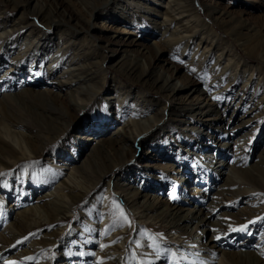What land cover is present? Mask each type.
<instances>
[{
  "label": "rangeland",
  "instance_id": "obj_1",
  "mask_svg": "<svg viewBox=\"0 0 264 264\" xmlns=\"http://www.w3.org/2000/svg\"><path fill=\"white\" fill-rule=\"evenodd\" d=\"M140 1L110 0L90 10L79 0H0V264H208L195 246L198 235L205 249L215 252L210 264H218L221 254L227 256L223 264H245L238 260L240 251L264 257V172L256 174L259 184L232 177L233 193L219 194L224 179L231 178L227 163L235 157L242 155L246 169H264V0H193L198 32L169 46L154 28L162 19L138 7ZM168 5L155 0L149 7ZM32 7L50 11L58 27L35 17ZM38 41L48 44L50 54L22 53L28 42L31 48ZM212 41L217 47L200 59ZM74 57L103 84L97 95L84 90L71 96L74 89L62 87L67 61ZM127 60L168 77L179 90L168 94L136 81L123 71ZM218 83L228 86V95L219 93ZM204 90L219 95L209 99ZM8 93L20 102L6 101ZM45 101L59 116L49 117ZM187 107L191 115L197 112L199 130L180 122ZM36 113L55 122L48 127ZM143 115L149 122L132 136L125 121H143ZM3 128L15 138H6ZM119 135L127 141L121 159L111 154L86 182L71 175L69 165L84 162L99 140ZM198 142L222 152V162L216 155H195L191 149ZM67 177L70 191L60 200L66 189H55ZM123 183L128 186L120 187ZM123 193L131 205L122 202ZM143 195L152 212L161 208L194 217L214 212L188 236L161 217L146 220L145 205H134ZM35 205L47 213L49 207L62 211L45 214L26 230L16 212ZM244 225L248 230H232ZM10 227L14 234L8 236Z\"/></svg>",
  "mask_w": 264,
  "mask_h": 264
},
{
  "label": "bare ground",
  "instance_id": "obj_2",
  "mask_svg": "<svg viewBox=\"0 0 264 264\" xmlns=\"http://www.w3.org/2000/svg\"><path fill=\"white\" fill-rule=\"evenodd\" d=\"M80 2H82L83 4H85L90 10L96 5V4H108V2L110 0H79ZM142 1V2H141ZM140 3H137L138 7H143L144 10H146V12H151L152 11V16H154L155 18L159 17L162 20L158 23L155 24V29H159L161 32V35H163L164 39L166 38L169 45L172 44H176L178 42H184L185 40H187L186 38L190 37V36H194L197 31V28L199 27L198 23H197V14H198V8L195 6V3L193 2V0H165L168 1L169 5L168 7H155L154 9H151L149 7V5H151L152 1L155 0H141ZM144 1V2H143ZM101 7V6H100ZM99 7V8H100ZM32 13H34L33 15L43 21H46L47 23H49L51 26L53 27H58V23L53 20L54 17L52 15V13L50 11H47L46 9H35V7H32ZM104 9V8H103ZM160 9V10H159ZM205 15L206 17H211L213 11L210 9H205ZM156 14V15H155ZM124 12H111L109 16L112 17H117V18H126V16H124ZM62 25V24H61ZM173 26H176L172 31L171 28ZM74 33H76L74 31ZM31 34V33H30ZM1 37V36H0ZM37 37V36H36ZM38 38V37H37ZM41 40V39H40ZM43 42V43H42ZM42 42H37L36 44H32V47L29 48V44H31V42H28L22 49H25V53L27 56H33V55H37L38 53H44L50 54L48 49V44L45 43L44 41ZM201 43V42H200ZM199 43V44H200ZM215 42L212 41L211 44L208 43V47L204 48L202 55H200V59H204V55L205 53H207L208 51L211 50H215V48L217 47L215 44ZM215 45V46H214ZM41 50V51H40ZM18 53V52H17ZM66 49L65 51H61L60 52V58H63L66 54ZM15 54V53H14ZM55 54V53H54ZM219 56V55H218ZM18 59H21L22 56H19V53L16 56ZM56 56H54L51 60L47 59V63L51 64L53 61H55ZM75 58V57H74ZM230 61V60H228ZM68 65L64 70H67L68 74H66L65 76H62L61 78L65 79L64 82H62L61 84H64L62 87H66L69 89H74L71 90V96H73L74 94H76L77 96H81L84 92V90L89 91H94L93 96L97 95L103 88V84H99V82L96 81L95 79V75L94 72H91V69L87 70L85 68H83L82 65H79L81 61H78V58L75 59H71L68 60ZM200 63H203L200 61ZM93 66V64H91ZM124 66V67H123ZM123 71L128 75V76H132L133 78H135V80H144V82H148L154 86L157 87V89L161 92H166L168 94H175L179 88L177 87L176 84L172 83L168 77L163 76V75H156L153 72L149 71V69H146L145 66L142 63L139 62H131L130 60L124 61L123 62ZM70 68L72 69L71 71ZM76 72V73H75ZM224 72V71H223ZM64 73V72H63ZM74 74V77H70ZM75 81H74V80ZM68 80V81H67ZM217 84V83H216ZM219 84V83H218ZM219 89V93H226V95H228L226 92L228 90V86L223 87L220 84L217 86ZM73 91V93H72ZM86 91V93H87ZM196 92V90H195ZM21 95H24L26 97H29L30 95H28L26 93V90H21L20 91ZM119 92H115V95H117ZM202 94H206V97H209V99L214 98L213 95H219V94H215L213 93V95L208 94V91L204 90L202 92ZM6 98V101L8 102H14V103H19L20 101L17 99V96L15 95H11V94H5L4 96ZM120 98V97H119ZM216 98H222V97H218L216 96ZM109 99H113L112 97H109ZM125 98H122L123 102H124ZM122 101L119 100L118 105L121 103H123ZM222 101H219L217 104H215L214 108H212V112L215 114H219L218 111V106L219 103H221ZM73 103V102H72ZM138 102H135V105L137 106H141L140 108H144L143 105H139L142 103L137 104ZM42 106L45 107V109L48 112L49 117H51V115H55L59 116V113L52 107L49 105L48 101L42 102ZM118 107V106H117ZM188 109L183 108V110L181 109V123H184V127L185 129H190V130H199L201 128V126L196 125V122H194V117L196 114H192L193 109H191L190 107H187ZM197 109V108H196ZM195 109V110H196ZM197 110L201 111L203 110V108H198ZM156 111V110H154ZM192 111V112H189ZM119 112V111H118ZM157 112V111H156ZM158 114V113H157ZM156 114V115H157ZM38 117L41 118L42 120H47V123H44V125H48L49 121H54L55 119H47L48 116H42L39 113L33 115V117ZM146 116V118L141 121H138V118H135L132 120V118L130 119V124H128V120L125 121L124 123V127L128 128V133L132 134V136L135 135V131L136 130H141L142 127L144 126V124H146L147 122H149L150 117H148L147 115H143ZM47 117V118H46ZM61 118V117H60ZM153 119V116L151 117ZM149 119V120H148ZM156 119V118H154ZM37 121H39L38 119H36ZM41 120V121H42ZM158 118L156 119V121L153 122H159L157 121ZM45 122V121H43ZM53 122V123H54ZM57 124V122H56ZM163 124V122L160 124H157L159 127H161V125ZM126 125V126H125ZM51 127V126H50ZM5 137L9 139V137L11 138H15V133L11 132L8 128H3ZM90 140V139H87ZM24 141L21 142H17L19 145L20 143H23ZM127 143V141L122 137V135H119L118 138L113 139V140H109V141H103V140H99L97 142L96 147H92L91 149L87 150L85 153V157H84V162H81V164L78 163L77 166H68L69 170L71 171V175H79L80 179L83 180V182H86L94 177L97 176L98 174V166L100 164H102L103 161H111L110 156L111 154L114 155L115 157H118L117 159H121L122 156L125 153V148L123 145ZM27 146V144H25V147ZM214 148H211L208 145H203L200 142H198V144H196L195 146H193V148L191 150L194 151L195 155H202V156H206L207 159H211L214 158V156L216 155V157H220V162H222V157L225 156L223 155L222 152H216L215 150H213ZM216 152V153H215ZM237 158L240 161H237ZM264 160V157L262 158ZM213 160V159H212ZM210 162H212L211 160H209ZM245 161V159L242 157V155H239L238 157H235V159L228 161L227 165H229L228 167L231 168L229 169L228 174L230 173V179L227 177V179H224L223 184L221 185L222 190L219 192V194L222 193H227V194H232V188L234 186L237 185V183L232 179V177L234 178H238L240 180H245L247 182L251 181L253 183H261L260 180L256 177L257 173H263L264 169H259V167L254 166V170L253 169H246L245 167H242L243 162ZM262 163V162H261ZM217 164V163H216ZM231 164V166H230ZM203 169L202 167L197 166V170H201ZM208 173H210L209 169H207ZM199 175V174H198ZM212 176L215 177V179L217 180L218 177L217 175H213ZM258 176V175H257ZM260 178V177H259ZM199 179H196V181H198ZM71 178L67 177L66 180H64L63 182L58 184V188L55 189L56 192L58 191H63L62 188L66 189V195H61L60 194V200H64L66 198L67 192L70 191L69 188L70 185H66L67 182H70ZM128 185L123 183L122 186L120 187H127ZM236 193V192H235ZM135 190H134V194L135 195ZM236 195V194H235ZM214 196V195H213ZM217 196V195H216ZM148 196L147 195H143L140 196L141 201L136 202L135 207H139L140 205H145V209H146V215H144V217H146V220L151 219L153 221L159 219L160 217L165 219V224H167L168 226H170L171 228H175L180 232H184L186 235L190 236L194 230L195 227H198L200 225H204L206 224L207 221V216L212 214L214 212V209L210 208L208 210V215L205 214H201L200 217H194L191 215H178L177 212L172 213L169 212V210L167 209H158L154 212H152L151 207L152 205H148L147 203V199ZM219 199V198H218ZM221 199V198H220ZM122 202L126 205L129 206L131 205V201L130 198L128 197V194L123 193L122 198H121ZM189 201L193 202V204L196 203L197 200L193 201L190 200ZM187 201V202H189ZM167 208V207H166ZM49 213H56V212H61L62 209L61 207H49L48 209ZM49 213H47L45 210H42L40 206L35 205V206H29L28 208H25L22 211H17L16 212V216L18 217V222H20V224L22 225V227H24V229L26 230H30L31 225H35L39 222V220L41 218H44L45 214L48 215ZM172 213V214H171ZM151 214V215H150ZM150 215V216H149ZM49 217V216H46ZM208 224V223H207ZM16 228V227H15ZM21 229V227H20ZM23 229V228H22ZM211 231V227L208 230V232ZM7 233L9 234L8 236H10L11 234H14V232L12 231L11 227L7 229ZM6 233V234H7ZM179 233V232H177ZM201 235H198L195 239V243L197 246L196 248L198 250H200L202 253H198V254H203V258L204 260H206V262H208V264H210V261L214 260V250L209 248L205 249V245L201 244ZM10 242V240H9ZM2 250V248L0 247V251ZM258 254V253H257ZM238 260L239 261H245V264H263L262 261L259 258H264V257H260V254H258V259L253 257V256H249L248 254H246L245 252H241L238 255ZM211 259V260H209ZM250 259H254V261H251ZM218 264H223L226 263L227 261V256L224 254H221L218 256L217 258Z\"/></svg>",
  "mask_w": 264,
  "mask_h": 264
},
{
  "label": "snow or ice",
  "instance_id": "obj_3",
  "mask_svg": "<svg viewBox=\"0 0 264 264\" xmlns=\"http://www.w3.org/2000/svg\"><path fill=\"white\" fill-rule=\"evenodd\" d=\"M251 223H255V221H253ZM232 230L233 231H236V230L245 231V230H248V226L244 225V226H241L239 229H232ZM217 239H219V237H217ZM29 259H31V258H29Z\"/></svg>",
  "mask_w": 264,
  "mask_h": 264
}]
</instances>
